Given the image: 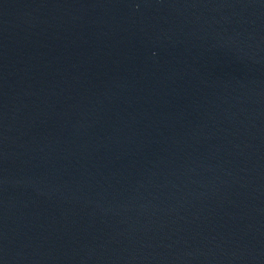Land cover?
Instances as JSON below:
<instances>
[{
    "label": "water",
    "instance_id": "1",
    "mask_svg": "<svg viewBox=\"0 0 264 264\" xmlns=\"http://www.w3.org/2000/svg\"><path fill=\"white\" fill-rule=\"evenodd\" d=\"M0 264H264V0H0Z\"/></svg>",
    "mask_w": 264,
    "mask_h": 264
}]
</instances>
